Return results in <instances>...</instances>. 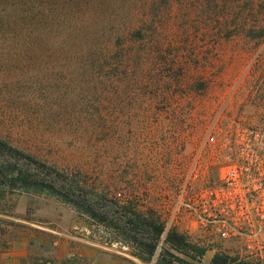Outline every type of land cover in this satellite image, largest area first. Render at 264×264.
<instances>
[{
  "label": "rangeland",
  "instance_id": "374dc122",
  "mask_svg": "<svg viewBox=\"0 0 264 264\" xmlns=\"http://www.w3.org/2000/svg\"><path fill=\"white\" fill-rule=\"evenodd\" d=\"M53 2L47 26L0 29V140L36 159L42 179L96 185L85 194L97 215L127 207L163 221L195 163L193 187L217 179L221 136H264V0ZM97 221L57 196L0 188V264L131 253L105 244L119 236ZM174 230L195 246V233ZM236 247L211 248L235 258ZM154 257L212 258L192 261L162 238Z\"/></svg>",
  "mask_w": 264,
  "mask_h": 264
},
{
  "label": "built area",
  "instance_id": "2783aa9c",
  "mask_svg": "<svg viewBox=\"0 0 264 264\" xmlns=\"http://www.w3.org/2000/svg\"><path fill=\"white\" fill-rule=\"evenodd\" d=\"M216 148L217 179L193 187L195 163L163 219L165 229L181 227L185 236L195 233V246L213 255L220 253L211 248L216 240L233 242L238 261L264 262V136L240 127L221 136ZM154 263L155 257L149 264Z\"/></svg>",
  "mask_w": 264,
  "mask_h": 264
},
{
  "label": "trees",
  "instance_id": "16d2710c",
  "mask_svg": "<svg viewBox=\"0 0 264 264\" xmlns=\"http://www.w3.org/2000/svg\"><path fill=\"white\" fill-rule=\"evenodd\" d=\"M255 1L249 0L250 8L255 7L252 5ZM52 4H54L53 0H0V29H4L7 25L13 26L15 30L37 27L41 23L47 26V21H42L40 17L47 12L52 13L54 9ZM261 24L257 18L252 22V26ZM111 67L113 66L111 65ZM34 165H39L36 159L0 140V188H6L10 192L20 191L57 196L64 203L70 204L80 214L98 220L97 222L106 229L113 230L116 236H119V239H109L105 244L115 242L126 245L131 250L130 255L141 262L151 261L161 238L174 251L192 261L205 256L206 249L190 245L186 238L174 229L166 231L162 219L156 213L137 215L127 211V207H122L123 212L109 220L105 217L107 212L102 213L101 216L95 213L96 202H93L94 199L85 194L86 190L96 191V185H89L83 180L76 181L74 178H70L68 174H65L61 181L42 179L37 174ZM106 222L108 224H105ZM177 261L188 264L178 259ZM209 264L251 263L238 261L236 258H231L225 254L215 253Z\"/></svg>",
  "mask_w": 264,
  "mask_h": 264
},
{
  "label": "crops",
  "instance_id": "0c3cea01",
  "mask_svg": "<svg viewBox=\"0 0 264 264\" xmlns=\"http://www.w3.org/2000/svg\"><path fill=\"white\" fill-rule=\"evenodd\" d=\"M93 264H141L137 258L127 253H104L97 255Z\"/></svg>",
  "mask_w": 264,
  "mask_h": 264
},
{
  "label": "water",
  "instance_id": "95a60500",
  "mask_svg": "<svg viewBox=\"0 0 264 264\" xmlns=\"http://www.w3.org/2000/svg\"><path fill=\"white\" fill-rule=\"evenodd\" d=\"M210 256H213V252L211 250L206 251L205 256H204L205 259H207ZM207 261L209 262L210 261V258L207 259Z\"/></svg>",
  "mask_w": 264,
  "mask_h": 264
}]
</instances>
